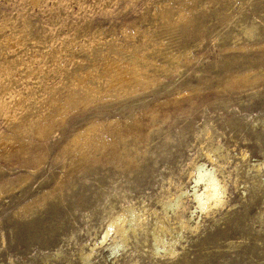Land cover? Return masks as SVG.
I'll return each instance as SVG.
<instances>
[{
  "label": "rangeland",
  "instance_id": "1",
  "mask_svg": "<svg viewBox=\"0 0 264 264\" xmlns=\"http://www.w3.org/2000/svg\"><path fill=\"white\" fill-rule=\"evenodd\" d=\"M0 264H264V0H0Z\"/></svg>",
  "mask_w": 264,
  "mask_h": 264
},
{
  "label": "bare ground",
  "instance_id": "2",
  "mask_svg": "<svg viewBox=\"0 0 264 264\" xmlns=\"http://www.w3.org/2000/svg\"><path fill=\"white\" fill-rule=\"evenodd\" d=\"M106 67V66H105ZM111 67H114L113 65L111 66ZM110 67V68H111ZM115 67H117L116 65H115ZM107 68V67H106ZM117 69V68H116ZM115 69V70H116ZM107 70V69H106ZM109 71H110V69H109ZM114 71V70H113ZM116 71H118V70H116ZM122 71V70H121ZM135 71H136V69H135ZM126 72V71H125ZM111 73V72H110ZM113 74H114V72H112ZM132 73H133V71H132ZM107 74H109V73H107ZM119 74H121V72H119ZM122 74H124V73H122ZM126 74V73H125ZM134 74H135V72H134ZM106 75V74H105ZM117 75V74H116ZM136 75V74H135ZM138 75V74H137ZM136 75V76H137ZM126 76H127V74H126ZM139 76V75H138ZM120 77V76H119ZM121 77L123 78V75H121ZM111 78V77H110ZM118 79V78H117ZM116 79V80H117ZM124 79V78H123ZM123 79H121V80H123ZM137 79V78H136ZM129 80V79H128ZM138 80V79H137ZM119 81H120V79H119ZM126 81V80H125ZM140 81V80H139ZM115 82V81H114ZM80 83V82H79ZM119 83V82H118ZM82 84V83H81ZM9 145V144H8ZM12 152V151H11ZM202 168H200V166H199V168H197L196 170H197V181L199 182V181H202V183H204V186H203V191H202V193H199L198 195H196V194H194V199L196 200V203H197V205H198V207H200V208H202L203 206H205V205H207L208 207L209 206H218V205H220L221 203H222V196H223V187H221L220 185V183H219V181H218V179L216 178V176H214L212 173H209L210 171H208L207 172V170L206 171H202L201 170ZM203 169H204V167H203ZM195 191V190H194ZM178 193H180V192H178ZM193 194V193H192ZM177 195V194H176ZM174 196L172 199H171V201H169V203H167V204H164L165 205V207H167V208H175V209H177L179 206H182V205H180L181 204V197L182 196H184V193H180L179 195H177V196ZM193 199V200H194ZM164 207V208H165ZM206 207V206H205ZM178 210H180L179 208H178ZM130 214V213H129ZM126 218V217H125ZM129 221H128V224H130V223H133V220H134V218L131 216V214L129 215ZM182 221H184V220H182ZM186 221V220H185ZM181 223V222H180ZM118 224V223H117ZM184 224V223H183ZM186 225V224H185ZM185 225H184V227H185ZM182 226V225H181ZM190 226V225H189ZM117 227V226H116ZM142 227V226H141ZM186 227H188V225L186 226ZM122 228V227H121ZM161 228H162V226H161ZM120 229V228H119ZM123 229V228H122ZM163 229V228H162ZM121 230V229H120ZM119 230V231H120ZM157 230V229H156ZM161 230V229H160ZM159 230V231H160ZM165 230V229H164ZM118 232V231H117ZM161 233H162V231H161ZM124 234V233H123ZM159 234V233H158ZM121 236H122V233L120 234ZM154 239H155V237H154ZM156 240V239H155ZM154 241V240H153ZM156 244H157V242H155ZM159 243V242H158Z\"/></svg>",
  "mask_w": 264,
  "mask_h": 264
}]
</instances>
